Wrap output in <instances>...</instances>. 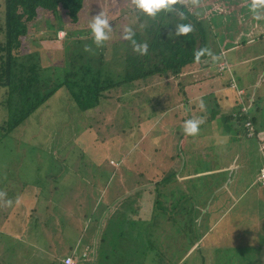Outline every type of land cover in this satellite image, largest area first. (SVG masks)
I'll list each match as a JSON object with an SVG mask.
<instances>
[{"label": "rangeland", "instance_id": "rangeland-1", "mask_svg": "<svg viewBox=\"0 0 264 264\" xmlns=\"http://www.w3.org/2000/svg\"><path fill=\"white\" fill-rule=\"evenodd\" d=\"M90 1L86 3V9L83 10V13L78 16L77 24L84 27H88L90 18L98 12L109 14L110 16L108 15L107 17L115 19L117 11L122 9L127 11L126 9L132 10L133 8V5L128 0H109L110 5L108 7L107 3L102 4L101 0H94L95 2L92 1V4ZM1 3L2 0H0V5ZM206 5H209V7L203 14L205 19L209 17V13L234 14V16H238L237 11L240 6V4L227 5L221 0L217 3H211V0H201L189 8L193 10V6L202 8L206 7ZM1 10L3 8L0 7ZM123 17L124 19L122 20L127 22V17L125 15ZM70 22L72 23L74 20L72 19ZM247 22L245 21L242 25H247ZM238 25L241 24L238 23ZM250 26L252 30L246 33L247 35H244L247 38L245 45L239 40L240 33L243 34L244 32H240L238 35L235 34L233 39L223 35L219 50L222 49L221 54L229 51L231 58L236 61L233 66L234 70L243 76L242 82L246 88L238 89L235 95L239 96L240 100H243L245 95V98H249L250 101L259 102L261 97L264 99V71H261L264 65L260 66L258 63L255 64V62H258V59L264 61V53L252 56L247 54V51L251 49L249 47L256 45L259 40L257 36L264 31V28L257 29L256 24ZM255 30L257 31L255 32ZM63 36L64 32L58 33L59 39H62ZM227 43L231 44V46L228 49H224ZM31 46L40 53L45 50L44 47H47V44L44 45L43 49L42 47L38 49L39 43H31ZM50 46L52 49L58 48V45L50 44ZM241 53H244L245 56H239ZM252 61L255 64L254 68L251 65ZM222 65L224 63L216 64L218 70L214 68L213 71H221ZM200 69L196 66L195 69H188L189 71L182 72L177 80L171 78L164 80L154 77L146 81L144 87H133L130 84L125 85L117 93L112 91L110 94H106L108 98L103 100L101 106L91 112H85L87 120L81 123L84 128L81 134H77L78 130L73 131L71 125L66 126L63 124L64 112H68L72 107L70 106L71 102L67 104L64 101L61 94L64 89H61L55 97L48 100V107L43 108L38 114L30 117L22 126L6 132L4 137H2L1 133L0 189L4 187L2 192H5V188L8 185L16 189L13 183L14 179L24 183L28 181L32 183L35 180L41 187H46L45 191L48 199L59 201V206L56 210L50 211V216L45 218V220H48L49 227L47 229L43 228V236L46 238L42 244H38L33 235L25 236L28 226L24 228L25 230L22 228L18 235H14L13 233L2 231L0 225V264H47V261L50 260H54L56 264H59V260L68 255L71 246H73V250L81 254V257L83 251L87 248H112L106 234L107 230L111 234H116L119 230L113 227V224L109 225V223L103 230L104 222L100 220L99 225L97 223L88 225V220L90 221L91 214L93 218L99 219L100 207L104 205L103 201H111L112 198H117L121 194L119 192L121 188L117 189L116 187L118 175H111L106 179L105 172L107 173L109 167H113L116 173L120 168V162L123 160L127 165L130 164L131 166V164H136V161L149 159L161 171L172 168L180 172V178L183 183H189V180L193 178L198 180L192 165L194 158L198 155L197 153L200 151L205 153V150L208 152L210 146L212 152H216L219 149L216 148L217 146L225 147L226 145L228 147L226 143L231 142L228 140L229 135L225 132V124L222 121H218L216 118L206 120L208 115L205 110L206 105L209 103L213 105L220 101L228 103L233 98L232 92L224 93L223 89L217 86L210 90V96L203 99L205 94L202 92V86L205 89L207 83L201 81L213 72L211 73V70L207 67ZM235 85L236 83L232 82L230 87L235 89ZM138 92L139 95L135 96ZM202 99L204 102L203 110L198 106L199 101ZM194 100L196 103L193 105ZM259 106H262L261 102ZM254 109V113L257 114L260 120L262 113L257 112V108L254 107ZM187 110L193 119H200L202 122L199 125L198 133L195 136H186L182 142L178 133L183 124L180 118L182 116L187 117L185 115ZM5 112V109L0 107V124L6 118ZM67 122L73 123L75 127L76 121L74 117ZM181 131L182 129H180ZM64 145H71V154L79 146L80 150L77 153L80 154L81 160L83 159L82 161L85 164L84 162V165L81 164V160L77 161L80 158L71 157L69 153L58 154L56 148ZM198 147L199 150L197 151ZM154 149L157 150L154 151ZM63 150V148H59L60 152ZM147 150L150 153H147ZM234 150L235 148L231 147V157L222 156V161L215 154L211 158L212 161L215 158L214 164H217L216 167H222L219 165L220 163L225 164L224 167L227 166L228 162L226 163L224 160L231 158L230 162L234 165L233 167L244 173V175H237L232 178H236L232 184L243 185L248 182V179H251L248 176V171L254 168L252 161H255L257 166H259H256V171L264 167V155L261 156L258 153L257 146L252 145L248 148L249 155L247 157L250 160L236 158L233 162L232 155ZM250 152L253 153V156H251ZM101 154H103L102 157L100 156ZM132 155H134L133 159L131 158ZM208 156H210L209 153ZM55 175L58 176L56 181L53 178ZM47 176L48 182H46ZM150 177V175L145 178L137 177V181L131 187L146 185ZM259 178H264V168H261ZM134 179V177H131L129 181L132 182ZM218 179L225 181L228 178L227 176H222ZM199 183L201 184L203 181L199 179ZM211 184L214 185L215 183L211 182ZM106 186L107 195L106 190L104 191ZM131 187L127 186L124 192H128ZM166 187L169 188V186ZM184 187L185 184L182 188ZM191 187L194 192L196 188L193 182L190 184ZM22 189L23 191L16 189L15 192L17 193L13 196V199L18 200L17 202L23 208L34 209L36 205L31 201L33 188L27 186ZM162 189L163 187H160V190ZM236 189L238 193L241 192L239 191L240 186ZM105 195L107 198H105ZM150 195L152 196V192H150ZM235 205L236 203L234 202L230 204V206ZM4 207L9 210L10 207L14 206L13 204H4ZM256 208L257 210L260 209L259 213L261 214L263 207L256 203ZM40 209L41 206L39 211ZM176 209L168 216L169 219L173 218L174 220L175 217H178L174 215ZM108 211L111 212L112 210ZM110 212L103 217L110 215ZM21 214L24 213L20 212ZM65 216L70 220V222L68 221L69 223L59 220ZM250 216L249 212L245 217L239 216L236 212L231 215H224L222 223L207 236L208 240L205 241L207 248H202V254L206 252L211 255L207 257L209 260L207 264H256V262L259 264L260 261V264H264L263 249L260 250L261 255L259 256L251 255L245 249L246 244L243 239L246 238L249 224L252 223V220H256L255 216L252 217V220L249 218ZM160 217L161 214L158 212L157 221H159ZM1 222L2 218H0ZM27 222L28 219L23 223L24 227ZM121 223L119 221L116 226L121 225ZM67 224L70 228L66 226L67 228L63 229L61 227L62 225L65 227ZM86 225L89 227H85ZM93 225L98 230L95 233L94 229H92ZM167 227L169 228V225ZM175 227L178 228L179 225H174V229ZM253 227L257 226L254 224ZM65 230H68V232L61 234V231ZM55 232L61 235L56 236ZM102 234H104L105 239L102 238ZM52 237L55 239L53 240ZM160 237L159 241L146 237L142 239V241L153 246L149 255L146 256V252L144 253L146 256L144 260L143 257H139V259L144 261L142 264H174V262L178 264L177 260L179 259H183L181 264H197L195 260L187 259L189 256L186 255V243L180 239L179 231L174 230L173 236L171 232ZM18 239L22 244L21 248L18 246ZM117 242L120 244L123 254L127 253V256L133 261L137 259L138 249L141 245L143 246L141 241H134L126 232L121 233V239L117 240ZM156 243L161 245L159 251ZM28 247L29 253L27 255L26 250ZM151 253H153V257ZM157 253L159 255H156ZM98 258H100L99 255ZM153 258H158L159 261L156 260L157 262L155 263ZM114 259L116 257L109 254L108 261L105 263L113 264ZM152 259L153 261L150 262ZM19 261L20 263H18Z\"/></svg>", "mask_w": 264, "mask_h": 264}, {"label": "trees", "instance_id": "trees-1", "mask_svg": "<svg viewBox=\"0 0 264 264\" xmlns=\"http://www.w3.org/2000/svg\"><path fill=\"white\" fill-rule=\"evenodd\" d=\"M88 1L90 0H2L0 5L3 8L0 11V107L6 111V118L0 124V135L2 133V137L6 135V132L22 126L30 117L48 107V100L55 97L61 89H64L61 93L64 101L67 104L71 102L70 106H72L68 112H64L63 124L66 126L71 125L73 131L78 130L77 134H81L84 130L81 123L87 120L85 112H91L101 106L103 100L108 98L106 94H110L112 91L117 93L125 85L130 84L133 87H144L145 82L154 77L164 80L169 78L177 80L182 72L191 68L195 69L196 66L199 70L207 67L211 70V73L213 72L201 81L207 83L205 89L202 86V92L205 94L203 99L210 96V90L217 86L223 89L224 93L232 92L233 98L228 103L220 101L213 105L211 103L206 105L205 110L208 113L206 120L216 118L222 121L225 124V132L229 135L228 140L231 142L226 143L228 147L226 145L225 147L217 146L216 148L220 149L219 154L212 152L211 146L208 148V152L205 150V153L198 154L192 164L194 173L200 176L199 179L205 181L206 184L211 182L220 184L218 178L227 176L224 171L236 168L230 162L231 158L224 160L226 163L228 162L227 166L224 167L225 164L220 163L219 165L222 167H216L217 164H214L215 158L213 161L211 158L213 154L222 161V156L231 157V152H228V150L234 147L233 162L236 158L250 160L247 157L249 155L248 148L255 145L258 153L261 156L264 155V149H262V145H264V99L261 97L259 102H255L245 98L244 95L243 100H240L239 96L235 95L238 89L246 88L242 82L243 76L234 70L233 66L236 61L231 58L229 51L221 54L222 49L219 50L223 35L233 39L235 34L238 35V33L244 32L243 34L240 33L239 40L245 45L247 38L244 35L252 30L250 25L256 24L257 29L264 28V9L261 10L260 19H254L249 12L248 4L250 0H221L227 5L240 4L237 11L238 16L209 13V17L206 19L203 14L209 5L202 8L193 6V10L189 8L201 0H177L174 7L184 13V19H180L176 12L172 11L161 12L153 18H148L134 7L132 10L126 9L127 11L122 9L115 13L117 14L115 19L108 17L112 25L109 40L100 46H96L92 41L88 27L77 24L78 16L86 9ZM92 1L95 2L96 0H91V4ZM101 1L102 4L107 3V7L110 5L109 0ZM128 1L130 2V0ZM212 2L217 3L219 0H211ZM93 11L96 12L95 9ZM124 15L127 17V22L122 20ZM72 19L74 22L71 23ZM245 21H248V24L242 25ZM178 23L190 24L191 31L184 36L174 35V26ZM238 23L241 25H238ZM126 26L133 29L135 44L146 43L148 45L145 54L141 55L135 51L133 42L121 38L122 30ZM59 32H64L62 39H59L60 36L58 37ZM263 37L264 31L257 36L258 42H256V45L249 47L251 49L247 51V54L257 56L264 53ZM31 43H39L38 49H41V47L43 49L46 44L47 47L45 46V50L39 53V51L32 48ZM228 43L224 49L231 46ZM50 44L58 45V48L52 49ZM239 56L245 55L241 53ZM258 60L255 64L258 63V65L263 66L264 61ZM219 63H224L221 66L222 70L214 72V68L217 69L216 64ZM255 64L253 61L251 62L252 68L255 67ZM263 67L261 71H264ZM252 78L254 77L252 76ZM232 82L236 83L235 89L230 87ZM137 95H139V92L135 94V96ZM260 102L262 106H259ZM195 103L194 100L193 105ZM254 107L257 108V112L262 113L260 120L257 114L254 113ZM185 115L187 117H182L181 123L191 116L188 110ZM72 117L76 121L75 127L73 123L67 122L71 121ZM191 118L193 117L191 116ZM180 129L178 131L179 139L183 142L186 135L183 131L180 132ZM94 144L95 142L93 146ZM70 146L64 145L56 148V150L58 154L69 153L71 157L76 156L80 158L77 161H80L82 157L77 153L80 150L79 146H77L76 151H73V154H71ZM59 148L64 150L60 152ZM156 150L154 149V151ZM146 152L150 153L148 150ZM208 153L210 156H208ZM102 155L100 156L102 157ZM251 156H253V153H251ZM131 158L133 159L134 155ZM82 160L81 164L84 162ZM252 162L254 168H256L257 164L255 161ZM154 164L149 159L136 161L134 166L136 167L137 176L134 178H145L150 175L148 183L144 186L131 187L128 192H122L117 198H114L117 206L111 212L108 211L109 204L103 201L104 205L100 207L99 219L93 218L91 214L88 225L93 223L99 225L102 217L109 212L111 213L110 218L131 217L132 213L138 214L142 211V204L145 206L147 203L153 205L156 211L170 215L178 208L177 201L180 200L182 186L185 184L187 187L192 182L195 187L200 184L199 179L195 180L194 178L189 180V183H183L180 172L172 168L161 171ZM145 165L146 167H144ZM108 169L107 173L105 172L106 179L111 175H117V171L115 173L113 167ZM234 177L227 176L229 179ZM47 178L48 176L46 182H48ZM53 178L56 181L58 176L55 175ZM212 178L213 180H211ZM13 183L16 189L22 191L23 187L24 189L27 186L33 188L31 201L34 202L36 207L34 209L23 208L17 202L18 200L13 199V196L17 193L15 192L16 189L8 185L5 192H2L4 188L2 187L0 189L1 229L18 235L22 228L28 226L25 236L33 235L34 239L36 238V241H38L37 243L42 244L46 238L43 236V228L47 229L49 227L48 220H45V218L50 216V211L58 208L59 201L48 199L45 191L46 187H41L35 180L32 183L29 181L24 183L14 179ZM166 186H169V188ZM160 187H163V189L160 190ZM150 192H152V196ZM121 197L122 202L120 203L118 199H121ZM4 204H13L14 207H10L8 210L4 207ZM20 212L24 214L20 215ZM26 219H28V222L24 227L23 223ZM59 220L65 223L70 222L66 216L61 217ZM66 226L69 227L68 224L61 227L65 229ZM92 229H94V233L98 231L94 225ZM67 232L68 230L61 231V234ZM61 234L55 232L56 236ZM196 238H198V234ZM19 239L17 242L21 248L22 244ZM28 249L29 247L26 250L27 255L29 253ZM67 257H76L78 264H86L85 258L81 257L79 252L73 250V246L70 247L68 255L63 257L62 260ZM153 259L155 263L159 261L158 258ZM62 260H59V264H62ZM47 264H56V262L50 260L47 261Z\"/></svg>", "mask_w": 264, "mask_h": 264}, {"label": "crops", "instance_id": "crops-1", "mask_svg": "<svg viewBox=\"0 0 264 264\" xmlns=\"http://www.w3.org/2000/svg\"><path fill=\"white\" fill-rule=\"evenodd\" d=\"M174 117L176 116L174 115ZM182 117L180 118V121ZM198 150L199 149H197V151ZM219 150L220 149H218L216 152H220ZM228 152H231V150L229 149ZM203 153L204 152L200 151L197 154ZM119 167L116 173L119 177L116 187L117 189L121 188L120 190L124 192V189L127 186L131 187L137 181V177L134 179V181H129L131 177L137 176V171L134 164H131V166L130 164L127 165L124 160L120 162ZM257 167L248 171V176L251 177V179H248V182L244 183L243 185H233L232 183L236 178H228L225 181H219L220 184L214 185L211 183L206 184L205 181L202 180L203 183L198 184L199 186L195 187L196 189L194 192L193 188H190V185H187V187L185 186L181 190L182 192L180 194V200L177 201V207L179 208L176 209L174 213L175 216H178L175 217V221L173 218L169 219L168 214L165 216V214L161 212V217L159 218V221H157L158 212L154 209L153 205H150L149 203L145 204V206L141 203L143 210L138 214L132 213L131 217L122 218L120 216L116 218H110L109 215L102 217L101 222L105 223L103 230L105 229L107 223H109V225L113 224V227H116L119 232L116 234H111L108 233L107 230L106 234L109 238L112 248H87L85 251H83V253H86V264H107L105 262L108 261L109 254H112V256L116 257V259H114L112 262L113 264H142V262L144 263L143 260L145 259L144 253L146 252V256L149 255L153 248L151 244L142 241V239L146 237L155 241H159L161 239V235H166L172 232L173 236L174 230L179 231L180 239L186 243V255L189 256L187 259H192V261L195 260L197 264H207L209 262L207 257L211 255L209 253L207 254L206 252L202 254V248H207L205 245V241L208 240L207 236L212 231H214L216 227L219 226V224L222 223L221 221L225 214L231 215L234 212H236L241 217H245L249 212V215H251L249 218H251V220L253 216L256 217V220H252V223L249 224V230L247 231L246 238L243 240L246 244V251L254 256L261 255L260 250H264V178H259V174L261 168L264 167H261L259 168V171H256ZM224 174L227 176L244 175L243 172L238 171L237 169L224 171ZM199 177L200 176H198V179ZM238 186H240V193H238L236 189ZM105 190L107 195V186L104 191ZM120 190L119 192L122 193ZM106 195L105 198H107ZM119 201L120 203L122 202V197ZM105 202L106 204H109L108 210H115L114 208L117 206V203L114 201V198H112L111 202L110 200H105ZM232 202L236 203V205L230 206ZM256 203L263 207L261 214L259 213L260 209L257 210L256 208ZM250 208L252 209L250 210ZM226 218L228 217L226 216ZM119 221L122 222L121 225L116 226V223ZM254 224L257 227H253ZM167 225H169V228ZM174 225H179V227H175L174 229ZM123 232H126L127 235L130 236L134 241L139 240L143 244V246L141 245V247L138 249V255H136L137 259L135 261L131 260L127 256V253L123 254L120 244L117 242V240L121 239V233ZM104 234L101 236L105 239ZM197 234L198 238H196ZM184 235H186V237H184ZM156 247L161 249V245L159 243H156ZM152 254L153 253H151V255ZM98 255L100 258H98ZM140 256L143 257V260L139 259ZM246 257L248 256L246 255ZM181 262H183V259L177 260L178 264H181ZM260 263L261 261L259 264ZM256 264H258V262H256Z\"/></svg>", "mask_w": 264, "mask_h": 264}, {"label": "clouds", "instance_id": "clouds-1", "mask_svg": "<svg viewBox=\"0 0 264 264\" xmlns=\"http://www.w3.org/2000/svg\"><path fill=\"white\" fill-rule=\"evenodd\" d=\"M133 7L144 16L153 18L161 12H176L180 19H184V13L176 9L174 6L177 0H130ZM264 9V0H250L248 10L254 19L261 18V10ZM88 29L93 43L96 46L102 45L105 41L109 40L112 25L110 20L104 12H98L93 15L88 22ZM191 31V25L186 23H178L174 26V35L184 36ZM134 32L130 26L123 28L121 38L133 42L134 50L143 55L147 52L148 45L146 43L135 44L133 40ZM87 49V46H86ZM201 110L204 109L203 100L198 104ZM202 121L200 119H185L182 124V131L186 136H195L199 131V125Z\"/></svg>", "mask_w": 264, "mask_h": 264}, {"label": "built area", "instance_id": "built-area-1", "mask_svg": "<svg viewBox=\"0 0 264 264\" xmlns=\"http://www.w3.org/2000/svg\"><path fill=\"white\" fill-rule=\"evenodd\" d=\"M262 149H264V145L262 146ZM82 257H86V253L82 254ZM62 264H78V259L76 257H67L64 260H62Z\"/></svg>", "mask_w": 264, "mask_h": 264}]
</instances>
